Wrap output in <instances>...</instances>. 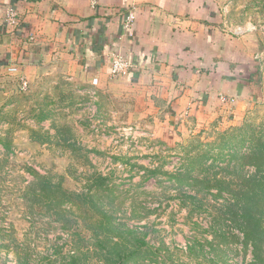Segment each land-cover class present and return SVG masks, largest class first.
<instances>
[{"label":"rangeland","instance_id":"374dc122","mask_svg":"<svg viewBox=\"0 0 264 264\" xmlns=\"http://www.w3.org/2000/svg\"><path fill=\"white\" fill-rule=\"evenodd\" d=\"M222 9L233 30L264 18V0ZM19 83L0 95V264H264L263 102L174 127L99 81Z\"/></svg>","mask_w":264,"mask_h":264},{"label":"crops","instance_id":"0c3cea01","mask_svg":"<svg viewBox=\"0 0 264 264\" xmlns=\"http://www.w3.org/2000/svg\"><path fill=\"white\" fill-rule=\"evenodd\" d=\"M223 4L99 0L94 7L91 0H0V95L20 89L21 75L27 93L85 90L97 80L108 93L133 91L136 103L161 107L174 127L183 118L225 123L264 103L257 59L264 51V18L255 12L236 34L226 28ZM10 8L18 13L17 27L6 23ZM116 51L135 67L112 82Z\"/></svg>","mask_w":264,"mask_h":264},{"label":"built area","instance_id":"2783aa9c","mask_svg":"<svg viewBox=\"0 0 264 264\" xmlns=\"http://www.w3.org/2000/svg\"><path fill=\"white\" fill-rule=\"evenodd\" d=\"M92 5L95 7L99 0H91ZM133 16L132 14L127 17L126 19V27H130L132 24ZM6 23L9 26L17 27L20 24V20L18 17V13L15 9L10 8L6 13ZM244 32V28L242 26H238L235 30L236 34H242ZM257 59L260 62V68L261 71L264 74V51L261 52ZM135 67L134 63L130 61L128 58H126L121 51H116L112 54V61H111V67H110V73L109 76L112 79L121 78V77H127L130 71ZM11 71L15 70V68H11ZM19 81H21V86L23 88H26L28 86V81L25 77L22 75L19 77ZM97 82V80H95Z\"/></svg>","mask_w":264,"mask_h":264},{"label":"trees","instance_id":"16d2710c","mask_svg":"<svg viewBox=\"0 0 264 264\" xmlns=\"http://www.w3.org/2000/svg\"><path fill=\"white\" fill-rule=\"evenodd\" d=\"M40 179H42V181L44 182V184L45 185H48L47 188H49V183L46 181V179H43V178H40ZM45 191H43V196H47L50 193H54V191L52 189H47ZM62 194H63V197L64 198H68V199H81V200H85L86 199V198H83L82 196H80V194L77 193V192H69V191L64 190L62 192ZM118 256H119L118 257L119 264H122L123 261L126 260L125 258L127 257V256H125V249H123L122 251H120L118 253Z\"/></svg>","mask_w":264,"mask_h":264},{"label":"water","instance_id":"95a60500","mask_svg":"<svg viewBox=\"0 0 264 264\" xmlns=\"http://www.w3.org/2000/svg\"><path fill=\"white\" fill-rule=\"evenodd\" d=\"M261 52H262V51H261ZM261 52H260V53H261ZM260 53H258V55H259ZM258 55H257V56H258Z\"/></svg>","mask_w":264,"mask_h":264}]
</instances>
